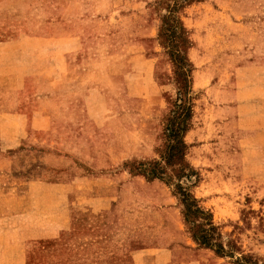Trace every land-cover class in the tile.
I'll use <instances>...</instances> for the list:
<instances>
[{"label": "crops", "instance_id": "0c3cea01", "mask_svg": "<svg viewBox=\"0 0 264 264\" xmlns=\"http://www.w3.org/2000/svg\"><path fill=\"white\" fill-rule=\"evenodd\" d=\"M152 1L0 0V264H234L193 241L163 181L125 167L156 156L147 127L164 108ZM106 27L132 30L123 75L98 67L121 56Z\"/></svg>", "mask_w": 264, "mask_h": 264}, {"label": "rangeland", "instance_id": "374dc122", "mask_svg": "<svg viewBox=\"0 0 264 264\" xmlns=\"http://www.w3.org/2000/svg\"><path fill=\"white\" fill-rule=\"evenodd\" d=\"M127 1L131 3L123 14L132 12V0H115L122 5ZM175 2L179 0L150 2V18L163 25ZM178 16L192 45L188 57L194 118L186 136V160L196 171L183 184L214 214V243L224 247V258L234 264H264V0H196L189 8H180ZM105 34L113 37L121 56L106 57L98 67L123 75L132 67V49L128 53L132 30L110 31L106 27ZM144 44L146 55L154 59L164 104L147 127L148 142L159 152L164 148V118L179 90L170 50L163 47L162 39ZM106 46L107 42L105 51ZM108 47H112L110 43ZM104 84L106 91L122 98L120 88L108 81L107 75ZM89 125L86 130H90ZM153 159H159L157 153ZM138 164L130 161L125 167L132 169ZM34 168L26 163L21 173L32 178ZM170 174L176 183L177 176ZM178 207L182 211L180 202ZM132 209L155 210L144 203L132 205Z\"/></svg>", "mask_w": 264, "mask_h": 264}, {"label": "trees", "instance_id": "16d2710c", "mask_svg": "<svg viewBox=\"0 0 264 264\" xmlns=\"http://www.w3.org/2000/svg\"><path fill=\"white\" fill-rule=\"evenodd\" d=\"M195 1L175 2L174 6L168 9L170 16H165L163 25L160 26L159 39H162L163 47L170 50L168 54L175 68L179 97L171 103L172 106L168 108L164 118L162 134L164 148L159 152L156 149L159 159L139 161L138 166L130 171L150 181H163L180 202L186 230L193 241L198 246L211 249L219 256L225 257L227 255L224 253V247L214 243V235L217 233L214 214L203 208L195 194L183 184V180L191 179L196 175V171L186 160L188 150L186 136L192 128L194 118L190 96L192 65L188 57L192 45L189 32L178 14L180 8H189ZM170 171L177 176L176 183L172 181L173 175Z\"/></svg>", "mask_w": 264, "mask_h": 264}]
</instances>
